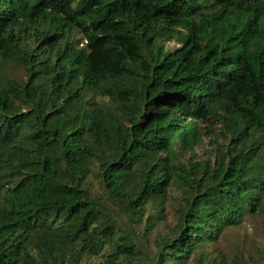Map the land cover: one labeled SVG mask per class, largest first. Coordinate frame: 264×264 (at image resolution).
Segmentation results:
<instances>
[{
    "label": "trees",
    "instance_id": "1",
    "mask_svg": "<svg viewBox=\"0 0 264 264\" xmlns=\"http://www.w3.org/2000/svg\"><path fill=\"white\" fill-rule=\"evenodd\" d=\"M263 213L264 0H0V264H264Z\"/></svg>",
    "mask_w": 264,
    "mask_h": 264
},
{
    "label": "rangeland",
    "instance_id": "2",
    "mask_svg": "<svg viewBox=\"0 0 264 264\" xmlns=\"http://www.w3.org/2000/svg\"><path fill=\"white\" fill-rule=\"evenodd\" d=\"M165 45L167 49H175L176 47H179L181 43L177 39H171L167 40ZM14 72L18 76L21 70H14ZM211 146L212 143L210 142L209 137L205 138L204 143L201 146L196 147L195 154L197 155L198 159L206 158L209 154ZM90 187L94 194L101 196L102 202L106 204L111 214L112 211L115 210H112V208H115V206L108 199L96 178L93 179ZM172 192L175 194V191L172 190ZM173 201L174 199H171V203L168 204V219L167 225L164 229L168 228V226L174 221L172 209ZM137 231V241L143 243V245L148 248V253L152 255L150 252H152L155 248L153 242L143 238L142 232L139 228ZM152 237L153 236H151V238ZM218 247L228 254H231L235 250L242 249L244 250L243 253H245L247 257L249 254H251L253 258H257V254L264 252V213L260 216H250L245 220L243 225L226 230L223 238L218 244Z\"/></svg>",
    "mask_w": 264,
    "mask_h": 264
}]
</instances>
